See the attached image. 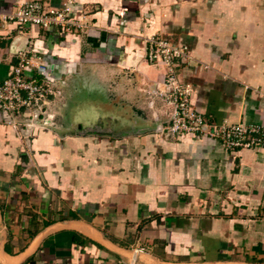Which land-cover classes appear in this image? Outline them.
<instances>
[{
	"label": "crops",
	"instance_id": "0c3cea01",
	"mask_svg": "<svg viewBox=\"0 0 264 264\" xmlns=\"http://www.w3.org/2000/svg\"><path fill=\"white\" fill-rule=\"evenodd\" d=\"M25 1L0 0V79L28 47L57 87L46 127L0 103V264H264V147L159 133L147 58L150 37L186 46L194 107L264 124V0H41L71 1L75 31L4 20Z\"/></svg>",
	"mask_w": 264,
	"mask_h": 264
},
{
	"label": "built area",
	"instance_id": "2783aa9c",
	"mask_svg": "<svg viewBox=\"0 0 264 264\" xmlns=\"http://www.w3.org/2000/svg\"><path fill=\"white\" fill-rule=\"evenodd\" d=\"M71 1L62 6H47L41 0H27L15 11L3 15L4 20L17 22L21 27L57 25L67 31L83 29L85 23L71 15ZM148 61L161 62L166 68L165 89L162 99L170 105L168 123L158 132L167 136L202 132L222 139L229 149L239 147H264V124L218 123L199 112L191 102L192 86L177 73L178 60L190 58L186 46L179 45L162 35L150 37ZM18 62L11 75L0 79V103L12 116L10 123L23 128H40L52 124V116L46 114L45 100L56 93V79L50 75L49 66L28 47L19 49ZM36 72V75L33 74Z\"/></svg>",
	"mask_w": 264,
	"mask_h": 264
},
{
	"label": "water",
	"instance_id": "95a60500",
	"mask_svg": "<svg viewBox=\"0 0 264 264\" xmlns=\"http://www.w3.org/2000/svg\"><path fill=\"white\" fill-rule=\"evenodd\" d=\"M22 49V48H21ZM19 50V49H18Z\"/></svg>",
	"mask_w": 264,
	"mask_h": 264
}]
</instances>
